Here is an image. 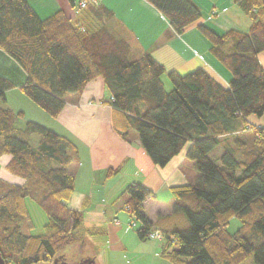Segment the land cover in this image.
Segmentation results:
<instances>
[{
	"label": "trees",
	"instance_id": "1",
	"mask_svg": "<svg viewBox=\"0 0 264 264\" xmlns=\"http://www.w3.org/2000/svg\"><path fill=\"white\" fill-rule=\"evenodd\" d=\"M145 1L178 36L196 25L211 45L210 54L229 72V84L207 68L185 75L168 71L130 44L102 3L84 10L96 24L82 26L63 11L41 19L27 0H0V51L25 75L22 81L0 74V100L18 89L57 119L69 96L80 97L92 81L102 79L111 96L114 130L123 140L131 142L136 134L161 168L188 147L187 159L197 172L195 183L171 189L175 212L189 222L183 230L154 228L144 213L152 192L138 183L124 189L119 200L125 198L130 227L142 224L139 238L149 240L159 230L161 255L171 264H245L249 259L264 264V128L250 120L264 116V68L258 59L264 52V0H232L251 25L224 33L200 23L202 11L193 0ZM23 118V112L0 104V160L9 157L7 172L23 181L0 178V254L6 264H63L59 252L82 241L87 204L80 210L71 206L76 180L70 167L79 162V150L69 138ZM250 131L253 140L246 142L242 137ZM217 148L223 152L214 159ZM29 201L47 217L40 236L23 231L34 228ZM233 219L241 225L230 233Z\"/></svg>",
	"mask_w": 264,
	"mask_h": 264
},
{
	"label": "crops",
	"instance_id": "2",
	"mask_svg": "<svg viewBox=\"0 0 264 264\" xmlns=\"http://www.w3.org/2000/svg\"><path fill=\"white\" fill-rule=\"evenodd\" d=\"M80 1L27 0L41 19L63 11L79 25L94 26L96 22L92 13H76ZM100 1L114 13L116 22L124 28V34L129 38L130 44L136 49L150 53L168 71L175 70L185 75L199 68H207L221 82L229 84V72L210 54L211 45L196 25L178 36L172 32L168 21L145 0ZM211 1L213 4L210 3L208 16L200 20L201 24L211 26L212 23L218 32L217 28L226 32L231 29L242 30L228 11L230 8L236 12L235 15L239 14L236 11L239 10L238 6L232 0ZM221 2L224 6H217L221 5ZM230 2L234 4L233 7ZM227 3L230 7H227ZM258 59L264 68V52ZM0 74L15 76L22 81L25 79L18 63L2 51ZM165 84L170 87L167 81ZM15 92L22 94L18 89L7 92L5 108L23 112V122L41 123L77 145L80 160L70 167L76 180V192L71 204L76 198L74 207L79 210L86 201L84 221L89 225H103L97 229L108 236L109 261L105 260L107 262L104 264H116L115 258L121 261L119 264H171L161 255L163 240L156 243L152 239L142 240L127 231L124 226L126 223L129 225L133 219L125 210V198L119 200V195L127 186L133 183L141 184L152 192V196L144 202V213L154 228L169 232L188 228L189 222L185 215L175 212L176 201L171 192L174 187L193 184L195 167L194 163L187 159L188 147L166 167L154 165L136 134L132 135L131 142H127L115 132L113 108L108 102L111 96L100 78L92 81L80 97L69 96L57 119L21 99L33 111L32 116L28 118L25 108H15L10 104V97L16 94ZM16 96L21 98V95ZM250 120L253 125L264 128V116L252 117ZM252 134L251 131L247 132L242 139L250 142L253 140ZM9 160V157L0 160V178L12 184H22V180L7 172L6 165ZM110 171L114 173L109 175ZM138 225L142 226L141 223Z\"/></svg>",
	"mask_w": 264,
	"mask_h": 264
},
{
	"label": "rangeland",
	"instance_id": "3",
	"mask_svg": "<svg viewBox=\"0 0 264 264\" xmlns=\"http://www.w3.org/2000/svg\"><path fill=\"white\" fill-rule=\"evenodd\" d=\"M193 1L196 3V5L202 11V18L206 19L208 16L209 9H210L209 8L210 3H211V5L213 4L212 1L211 0H193ZM230 3H232V2H230ZM233 5L234 4L232 3V7H233ZM217 6L223 7L224 4L221 2V5H217ZM227 7H230V4L227 3ZM235 9H237V8H235ZM220 10H222V9H220ZM228 11L230 14L233 15V20L235 21L236 24L239 25L238 27L242 28V30H248L249 29L251 21L249 20V18L245 14H243L241 12L240 9L236 10L239 13L236 15H235L236 12H233V10H231L230 8ZM81 12H83V11H79L78 9L76 11L77 14H79ZM210 24H211V26H213V28H216L214 25H212V23H210ZM217 29L219 30L220 33L226 32V31H222L220 28H217ZM197 56L200 59L204 60V58L202 56H200L198 54H197ZM165 80L170 84V82L168 81L167 78H165ZM168 90H170V89H168ZM15 93L17 95H21V98L16 96V94H13L15 96L12 95L10 97V104H12V106H14L15 108H17V107L25 108L24 110H26L28 118H30L32 116L33 111L31 109H29L23 101L30 103V105H32V107H36V108L40 109L33 102L28 100L25 96H23L22 94H19V92H15ZM21 99H23V101ZM0 104L2 107H4V105H7V103H5L2 100H0ZM41 111H43V110H41ZM37 139H38V137L35 136L34 140H37ZM221 152H223V150L221 148H217L212 153V158L215 159V157L220 155ZM193 171H194L193 175L195 178L193 177L192 182L195 183L197 180V177H196L197 172L194 169H193ZM74 199H75L74 202L71 204V206L73 208H75L74 206H76V203H75L76 198H74ZM28 208L30 211L32 221L34 223V228L29 229L28 226H25L23 231L25 234H28V235L40 236L44 233L43 226L47 222L46 214L43 212V210L39 206H37V204H35L32 201L28 202ZM132 223L133 222H131V224ZM138 224H139V222H135L134 227L131 228L130 224L128 225V223H126V225L124 227L127 229V231L131 232V234L134 237L139 238V236L137 235V232H136L137 229L140 228L139 227L140 225H138ZM240 225L241 224H240V221L238 219H233L230 223V226H229V232L235 233L239 229ZM102 226L103 225H100L98 223L89 225V224H87L86 221H84V223H83V225L79 231L80 235L82 236V241L78 242L74 245L68 246V247L64 248L63 250H61L58 254V259L60 260V262H62L63 264L64 263L65 264H79L83 260L93 259L95 261V264H104V262H107L105 260L109 261V254H108L109 253L108 252L109 245L107 244V237L108 236H106L105 233H103L102 231L97 229V228H100ZM152 240L153 241L155 240L154 242L156 243V241H162L163 239H161V240L152 239ZM115 262H116V264H119L121 261H119L118 258H115ZM245 264H253L252 259H249Z\"/></svg>",
	"mask_w": 264,
	"mask_h": 264
},
{
	"label": "built area",
	"instance_id": "4",
	"mask_svg": "<svg viewBox=\"0 0 264 264\" xmlns=\"http://www.w3.org/2000/svg\"><path fill=\"white\" fill-rule=\"evenodd\" d=\"M101 4L100 0H81L78 3V10L79 11H84L86 10L89 6H99ZM163 238L162 233L159 230H156L150 234V239H159L161 240Z\"/></svg>",
	"mask_w": 264,
	"mask_h": 264
},
{
	"label": "water",
	"instance_id": "5",
	"mask_svg": "<svg viewBox=\"0 0 264 264\" xmlns=\"http://www.w3.org/2000/svg\"><path fill=\"white\" fill-rule=\"evenodd\" d=\"M0 264H6V262L4 261V259L1 257V254H0ZM54 264H56V262Z\"/></svg>",
	"mask_w": 264,
	"mask_h": 264
},
{
	"label": "flooded vegetation",
	"instance_id": "6",
	"mask_svg": "<svg viewBox=\"0 0 264 264\" xmlns=\"http://www.w3.org/2000/svg\"><path fill=\"white\" fill-rule=\"evenodd\" d=\"M56 264H58V263H56Z\"/></svg>",
	"mask_w": 264,
	"mask_h": 264
}]
</instances>
